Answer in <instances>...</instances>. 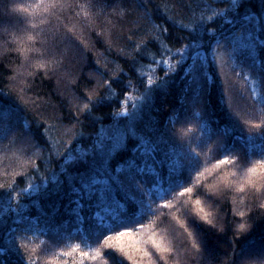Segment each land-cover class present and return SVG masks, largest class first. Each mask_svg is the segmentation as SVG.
I'll return each instance as SVG.
<instances>
[{"label":"trees","instance_id":"trees-1","mask_svg":"<svg viewBox=\"0 0 264 264\" xmlns=\"http://www.w3.org/2000/svg\"><path fill=\"white\" fill-rule=\"evenodd\" d=\"M8 2L9 0H0V45L7 40L10 42L9 47L14 50L6 57L0 55V65L16 69L20 74L17 77L20 87L13 86L8 79L10 73L0 69V89L3 90V94H0V125H22L30 129L33 138L31 144L19 137L18 142L10 144L11 136L8 139L0 136V158L7 153L12 165L8 168L9 175L4 176V165L0 164V183L11 186L20 180L15 183V190L21 195L18 201L12 202L13 211L6 217L9 226H12V221L16 218L17 207L20 214L32 217L41 216L42 208L48 209L55 199L51 195L56 187L53 176L59 175L61 180L65 179L61 168L67 156L66 149L74 153L81 148L88 150L105 134L111 135L115 127H134L138 135L151 139L148 148L152 144L158 145L156 157L154 160L149 158V163L155 164L164 176L163 189L169 186L168 166L180 154L185 158L186 167L187 159L193 158V170L199 167L200 160L201 170L203 167H211L216 158H222L221 152L225 145L233 150L231 154L239 157V160L235 166H224V171L239 172L247 160L259 158L250 154L252 150L248 142L250 138H254L259 143L264 135V127H256L264 121V82H261L258 72L249 70L241 63V59L229 57L226 41L233 39L236 27L224 24L219 19L216 24L211 25L218 26L219 32L216 38L208 33L205 50L210 47L218 55L212 62L213 83L206 91L201 92L191 77L184 78L180 72L173 71L165 76L170 64L173 68L176 67L184 45L195 35V24L181 30L182 24H189V20L184 17L198 19L201 12L212 15L210 7L226 9L227 0H150L148 18L119 16L114 9L120 0H73L72 11L54 10L47 17L50 23L35 29L32 23H38V19H34L30 13L16 11L5 14L2 6ZM11 2L27 6L36 0ZM93 5H100L103 11L101 12V7ZM5 28L7 32L3 31ZM53 28L60 36L59 46L50 52L45 49L41 51L46 57L55 55L61 60L63 67L58 68V71L74 73L83 87H87L84 78L90 71H95L97 75L107 74L115 81L111 92L104 88L98 90V94H104L106 100L96 105L93 115L87 120L81 117L80 123L73 121L69 124L57 119L68 111V101L72 100L69 93L72 89L65 91L64 81L52 74V65L47 70L39 67H28L25 70L21 67L25 64L24 54L15 50L20 47L19 41L26 40L29 34L37 36L41 29L51 32ZM37 39L40 37L37 36ZM215 39L221 40L222 46L219 49L215 48ZM35 47L38 48L39 45ZM30 55L34 58L32 64L35 65V58L40 53L32 52ZM190 62L189 60L187 63ZM217 66L223 67L224 72L217 74ZM29 73L32 77L25 81L24 77ZM149 76L153 80L151 85L148 84ZM165 81L167 88L163 87ZM29 84L32 91L28 90ZM124 108L128 109L126 115L123 113ZM175 115L177 119L173 126L169 121L172 116L175 119ZM42 126L50 129L44 135H41ZM47 136L52 137V140L45 144ZM36 144L43 146L40 148V157L34 155L37 149L32 145ZM173 148L175 152L172 151ZM190 149L199 152L200 156L195 157ZM49 152L51 163L44 159ZM13 153L16 155L13 156ZM29 159L33 161V165L26 163ZM35 164H40L39 169L34 167ZM70 170L75 171V167L70 166ZM188 171L184 182L191 179V169ZM45 178L47 188L44 187ZM176 178H179V173ZM204 182H211V178ZM29 183L34 189L28 188ZM141 183L144 184L146 203L150 198L151 207L155 209L161 203L156 194L162 190L161 186L154 183L151 175H146ZM193 207L194 203L189 202L179 211H169L167 220L164 219L163 211H158L155 230L158 236L165 237L179 250L181 264H185V261L187 264H207L206 257L198 256L192 251V237L187 235L191 229L181 225V221L187 218L188 209ZM207 210L215 212L213 208ZM142 215L137 208L136 219L140 220ZM177 216L179 220L176 219ZM149 219L150 216H145L141 222L148 224ZM45 220L46 218H41L34 232L28 233L32 248L29 259L34 257L37 264H73V261L80 264L78 253L66 257L63 252L77 243L84 251L97 246L96 235L89 238L85 233L75 231L74 225L57 228L56 225L46 224ZM137 220H132L125 226L134 227ZM250 223L252 231L246 238L238 240L235 246V264H239L242 256L254 253L260 247L264 236V221L257 216ZM192 224L205 239L206 247L209 241L213 242L214 258L217 261L227 259L225 249L231 233L218 236L196 221H192ZM2 239L3 233L0 232V240ZM215 241L220 243L216 244ZM105 252L108 253V250L105 249ZM133 255H136L135 251ZM7 259L11 264L16 257ZM84 264H132V260L122 253L113 252L95 261L85 258ZM212 264H216V261Z\"/></svg>","mask_w":264,"mask_h":264},{"label":"snow or ice","instance_id":"snow-or-ice-1","mask_svg":"<svg viewBox=\"0 0 264 264\" xmlns=\"http://www.w3.org/2000/svg\"><path fill=\"white\" fill-rule=\"evenodd\" d=\"M227 2L226 9L217 10L210 7L212 15L201 12L198 19L184 17L189 20V24H182L181 30L195 24L196 26L193 28L195 35L190 37L189 42L184 45L180 52L181 58L176 61V67L173 68L170 64L165 76L173 71L180 72L184 78L191 77L201 92L207 90L213 83L212 62L216 60L218 53L210 47L205 50L208 43L205 38L208 33L216 38L219 27L211 25L216 24L219 19L224 24L236 27L233 39L226 41L229 57L241 59V63L246 65L249 70L257 71L261 82H264V0H227ZM76 6L79 7V5ZM93 7L101 6L93 5ZM65 9L73 10V0H36L35 3L27 6L17 5L9 0L2 6L5 14L16 11L30 13L34 19H38V23H32L33 29L49 24L50 21L47 17L54 10ZM114 11L121 17L143 16L148 18L150 0H120ZM3 31L7 32L8 30L5 28ZM37 36L40 39H37ZM37 36L29 34L26 40L19 41L20 47L15 50L24 54L25 64L21 67H24L25 70L28 67L47 70L49 65H52V74L64 81L65 91H68L69 88L72 89L69 93L72 100L68 101V111L62 118L57 117V119L67 121L69 124L73 121L80 123L81 117L87 120L93 115L96 105L106 100L104 94H98V90L104 88L105 91L111 92L115 81L110 79L107 74L97 75L95 71H90L85 74L84 78L87 87H83L80 79L74 73L58 71V68L63 67L60 59L55 55L46 57L45 53L41 51V49H45L50 52L59 46L60 36L56 29L53 28L51 32L41 29ZM180 42L183 43V41ZM9 44L10 42L5 40L4 44L0 45V55L6 57L14 50L9 47ZM37 44L38 48L35 47ZM221 46V40L215 39V48L219 49ZM164 47L167 52V46ZM32 52L40 53L35 58V65L32 64L34 59L30 55ZM189 60L191 62L187 63ZM223 63V57H221V64ZM0 69L10 73L8 79L13 86L20 87V83L17 81L20 74L16 72L15 68L0 65ZM223 72L224 68L217 66V74ZM31 77L32 74L29 73L24 77V80H30ZM152 83V77L149 76L148 84ZM167 86L165 81L163 87L167 88ZM28 90L32 91L31 84L28 85ZM0 94H3L2 89H0ZM8 95L10 96L11 93ZM108 98L110 99V97ZM76 101L79 102L76 103ZM123 113L126 115L128 109L124 108ZM176 119V115L175 119L172 116L169 123L174 126ZM256 127H264V121ZM49 130L48 127L42 126L41 135ZM0 136H3L4 139L11 136L10 144L18 142V137L28 144H31L33 139L30 129L24 128L22 125H0ZM50 140L52 137H45V144ZM105 141L111 143H105ZM150 143L151 139L138 135L134 127L130 126L127 129L115 127L111 135L105 134L88 150L81 148L74 153L66 149L67 156L61 168L65 179L61 180L59 175L53 176L56 187L52 190L51 195L55 199L48 209L42 208L41 216L32 217L20 214L17 207L15 209L17 215L12 221V226L8 225L6 217L13 211L12 202L18 201L21 195L19 191L15 190V183H19L20 180L11 186L0 183V232L3 233V239L0 240V264H9L7 258L11 256L16 257L11 264H37L34 257L29 259L32 256V248L28 233L34 232L41 218H46V224L56 225L57 228L74 225L75 231L85 233L89 238L96 235L97 246L90 251H84L77 243L63 252L66 257H72L78 253L80 264H84L85 258L95 261L97 258L113 252L124 254L132 260V264H169V262L181 264L179 250L173 246L171 241L163 236H158L155 227L158 211H163L164 219L167 220L169 211H179L189 202L194 203V207L188 209L187 218L181 221V225L191 229L187 235L192 237V251H195L198 256L206 257L207 264H212L213 261H216V264H235L237 241L246 238L252 231L250 222L255 217L259 216L260 220L264 221V135L261 136L259 143L254 138L249 139V148L252 150L250 154L259 156V158L247 160L239 172L224 171V166H235L239 160V157L231 154L233 150H229L226 145L223 146L221 152L222 158H216L211 167H203L202 170L201 160L199 167L193 170V158L187 159L186 167L185 158L183 154H180L168 166L169 186L166 189L162 187L165 180L161 171H158L155 164L149 163V158L154 160L158 150L156 144H152V147L148 148L147 145ZM32 146L37 149L34 155L40 157V148L43 146L38 144ZM172 151L175 152V149L173 148ZM190 151L195 157L200 156V153L194 149H190ZM57 154L59 155V153ZM15 155L16 153H13V156ZM117 156L119 159H116ZM44 159L47 163H51V152ZM10 161L11 157L7 153L0 158V164L4 165L2 173L4 176L9 175L8 168L12 166ZM26 163L33 165L31 159ZM70 166H74L75 171H71ZM34 167L39 169L40 164H35ZM188 169H191V179L184 182L185 173L189 172ZM177 173H179V178H176ZM146 175L154 177V183L160 185L162 189L156 193L161 203L155 209L151 207L150 198L146 203L143 195L144 184L141 181ZM209 177L211 182L205 183L204 181ZM44 187H48L47 178H45ZM28 188L34 189V186L29 183ZM137 208L143 213L140 220L136 219ZM207 208H213L215 212L209 211ZM225 209H227L226 212ZM145 216H150L148 224L141 222ZM176 219L180 218L177 216ZM132 220L138 221L134 225L135 230L134 227L125 226ZM192 221L204 225L218 236L231 233L225 249L227 259L217 261L214 258L212 255L213 242L209 241L206 247L205 239L195 230ZM215 243L219 244L220 242L215 241ZM220 246L224 247V244ZM105 249L108 250V253L105 252ZM133 251H135V256ZM73 264H75L74 261ZM239 264H264V236L261 238L259 249L254 253L242 256Z\"/></svg>","mask_w":264,"mask_h":264}]
</instances>
